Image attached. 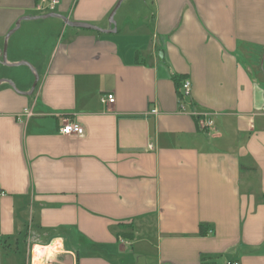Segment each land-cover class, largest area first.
Instances as JSON below:
<instances>
[{"label": "crops", "instance_id": "0c3cea01", "mask_svg": "<svg viewBox=\"0 0 264 264\" xmlns=\"http://www.w3.org/2000/svg\"><path fill=\"white\" fill-rule=\"evenodd\" d=\"M37 2L0 0V264H264V0Z\"/></svg>", "mask_w": 264, "mask_h": 264}, {"label": "built area", "instance_id": "2783aa9c", "mask_svg": "<svg viewBox=\"0 0 264 264\" xmlns=\"http://www.w3.org/2000/svg\"><path fill=\"white\" fill-rule=\"evenodd\" d=\"M58 4H59L58 0H38V2L34 7V10L39 16H45L51 13H55ZM180 88H181L180 89L181 99L180 100L178 99V103H179L178 110L179 112L184 113L186 111L185 102L186 100H188L191 91L190 82L188 80H182ZM114 101L115 99L112 94H108L100 98V102L102 104H113ZM150 115L153 116L157 115V110L152 109L150 111ZM191 115L197 118L196 114H191ZM198 122H199V126L202 129H209L212 126L211 121L199 120ZM60 134L64 136H77L81 138L84 136L85 131L84 128L78 123L66 121L60 129Z\"/></svg>", "mask_w": 264, "mask_h": 264}, {"label": "water", "instance_id": "95a60500", "mask_svg": "<svg viewBox=\"0 0 264 264\" xmlns=\"http://www.w3.org/2000/svg\"><path fill=\"white\" fill-rule=\"evenodd\" d=\"M122 0H119L113 11L111 12L109 16V23L113 24V17L116 13V10L119 8ZM42 18V19H49V18H61V16L57 15L56 13H51L42 17H36V19ZM64 23L66 26L71 27V28H76V29H81V30H88V31H93V32H98V33H103V34H109L111 32H115L114 30H102L94 25L87 24V23H79V22H70L67 19H63ZM159 58L162 59V55L159 54Z\"/></svg>", "mask_w": 264, "mask_h": 264}, {"label": "rangeland", "instance_id": "374dc122", "mask_svg": "<svg viewBox=\"0 0 264 264\" xmlns=\"http://www.w3.org/2000/svg\"><path fill=\"white\" fill-rule=\"evenodd\" d=\"M110 14H109V16H110ZM144 14L145 13H140L137 9H135L134 6H130V7L127 6V2H124V3L122 2L120 4L119 8L116 10V13H115V15L113 17V24H111V25L114 28H116L117 23H120L121 19L126 20V24H127V23H130V20H134L133 18H135L137 20V18H140L141 16H144ZM109 16L107 18L108 23H109ZM34 82H35V78H34Z\"/></svg>", "mask_w": 264, "mask_h": 264}, {"label": "trees", "instance_id": "16d2710c", "mask_svg": "<svg viewBox=\"0 0 264 264\" xmlns=\"http://www.w3.org/2000/svg\"><path fill=\"white\" fill-rule=\"evenodd\" d=\"M181 82H182V78H174V83L177 89V94H178V99H181V91H180V87H181Z\"/></svg>", "mask_w": 264, "mask_h": 264}]
</instances>
